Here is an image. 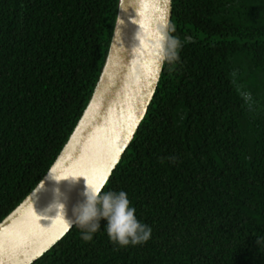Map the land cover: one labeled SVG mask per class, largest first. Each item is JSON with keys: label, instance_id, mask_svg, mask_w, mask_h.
<instances>
[{"label": "trees", "instance_id": "trees-1", "mask_svg": "<svg viewBox=\"0 0 264 264\" xmlns=\"http://www.w3.org/2000/svg\"><path fill=\"white\" fill-rule=\"evenodd\" d=\"M120 0H0V223L47 175L104 71ZM180 59L103 191L124 190L143 244L106 221L34 264H264V0H173ZM250 90V112L232 83Z\"/></svg>", "mask_w": 264, "mask_h": 264}, {"label": "water", "instance_id": "water-1", "mask_svg": "<svg viewBox=\"0 0 264 264\" xmlns=\"http://www.w3.org/2000/svg\"><path fill=\"white\" fill-rule=\"evenodd\" d=\"M119 5L104 71L75 131L44 179L0 223V264H34L74 228L68 219L86 184L104 190L148 113L166 62L158 41L171 27L173 0Z\"/></svg>", "mask_w": 264, "mask_h": 264}, {"label": "clouds", "instance_id": "clouds-1", "mask_svg": "<svg viewBox=\"0 0 264 264\" xmlns=\"http://www.w3.org/2000/svg\"><path fill=\"white\" fill-rule=\"evenodd\" d=\"M175 31V26H171L159 37L161 60L175 62L180 59L179 52L183 45L181 39L173 35ZM239 75L238 70L232 71V83L252 112L256 101L251 91L238 83ZM82 196L83 200L73 207L72 216L68 219L70 226L79 227L82 240L92 241L101 230L102 221H106L103 226H106L109 239L120 247L143 244L151 238L152 228L138 219L136 208L131 205L126 191H103L100 185L86 184ZM55 207L64 212L63 203H57Z\"/></svg>", "mask_w": 264, "mask_h": 264}, {"label": "snow or ice", "instance_id": "snow-or-ice-1", "mask_svg": "<svg viewBox=\"0 0 264 264\" xmlns=\"http://www.w3.org/2000/svg\"><path fill=\"white\" fill-rule=\"evenodd\" d=\"M93 185H95V184H93Z\"/></svg>", "mask_w": 264, "mask_h": 264}]
</instances>
